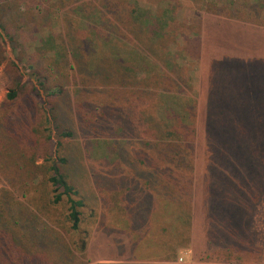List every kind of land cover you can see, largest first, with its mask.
<instances>
[{"label": "trees", "instance_id": "trees-1", "mask_svg": "<svg viewBox=\"0 0 264 264\" xmlns=\"http://www.w3.org/2000/svg\"><path fill=\"white\" fill-rule=\"evenodd\" d=\"M193 1L201 2L205 12L264 28V0ZM36 2L0 0V67L4 66L9 83L0 107V264H87L82 258L93 233L84 225L97 214L94 209L89 215L84 212L88 204L67 169V144L75 138L76 126L83 140L88 129L94 137H102L106 109L92 100L93 92L102 90L109 99H117V109L132 121L131 125L129 120L117 123V130L127 128L143 141L135 154L136 170L132 166L133 175H125L130 181L127 191L140 192L135 210L141 223L152 222L155 213L164 219L163 227L158 223L157 229L170 241L153 251L163 254L160 264H171L180 248L178 229L191 215L198 121L188 71L177 64L170 49L177 44L182 25L176 26L171 7L152 13L130 0ZM16 20L22 23V31L31 25L35 31L40 24L50 33L58 28L60 50L49 51L54 55L47 66L30 63L37 85L24 82L18 64L27 58L21 56L24 33H14ZM8 42L17 61L7 56ZM59 56L65 58L70 74L58 67L55 57ZM238 77L234 85L239 92L242 83L264 80L249 78L244 70ZM68 88H76L74 95ZM258 90L257 85L253 87L255 96ZM245 97L239 93L235 101L218 102L225 112L214 120L211 151V167L215 161L223 163L226 173L232 168L240 192L243 161L264 154V117L258 116V104L248 106ZM65 103L70 116L64 111ZM91 106L101 117H85ZM231 112L236 116H229ZM229 160L234 161L233 167H227ZM225 181L226 177L223 195ZM117 196L121 197L118 192ZM183 211L184 219H180ZM224 216L221 212L220 217ZM148 228L139 233V239L146 238Z\"/></svg>", "mask_w": 264, "mask_h": 264}, {"label": "rangeland", "instance_id": "rangeland-1", "mask_svg": "<svg viewBox=\"0 0 264 264\" xmlns=\"http://www.w3.org/2000/svg\"><path fill=\"white\" fill-rule=\"evenodd\" d=\"M43 1L37 0L36 5ZM130 1L135 6L137 5L152 13L159 9L163 10L169 7L174 11L173 16L175 23H177L176 26L178 24L182 26L180 28L181 34L177 38V44L171 46L170 49L171 53L175 54L177 58V64L188 71V79L193 90V93L191 92L190 94L196 100L195 90L197 91V87L195 85L199 73L200 76L203 74V71L201 72L200 69L206 65L205 61L202 60V53L204 51H212L214 54L218 50H236L242 53L244 49H250L256 57L255 61L258 63L264 62V28L205 12L201 10L202 3H197L193 0ZM14 24L17 26V28L13 26V29H17V32L14 33H18L20 36H23L24 33V36L20 38L23 45L21 56L27 59L23 62L18 61L24 74V82L37 85L35 78L32 76L33 68L30 65L41 63L42 66H47L48 59H51L54 55V53H49V51L53 50L54 47L60 50L58 44V28L55 27L51 31L52 33H50L48 32V28L43 27L44 24H40V27L37 26L35 28L37 29L35 30L36 32L32 30L34 25L24 27L22 31V23L16 20ZM216 30L225 31L227 34L226 38H218L221 34L216 32ZM165 31H169L168 27ZM220 32L222 33V31ZM230 34L231 36L238 34L240 39L237 44L239 46H232L233 48L229 46ZM45 36L49 37L47 42L44 40ZM37 42L46 45L43 46L44 44H41L42 46H40ZM215 43H217V46L214 45ZM5 49L8 58L17 61V54L13 52L9 42L6 44ZM88 50H93V48L89 47ZM224 56L230 58V53L224 54ZM55 58L58 61V67L62 68L64 72L69 74L72 72L66 64V61H64L65 58L62 59L61 56ZM207 61L208 65H212V60ZM228 69H231L229 64L222 65L221 63L215 66L214 72L222 74L227 72ZM8 87L9 83L4 66H1L0 107L8 92ZM75 89L68 88L71 94H73ZM41 95L44 106L46 107L45 95H43L42 91ZM74 97H70L72 102ZM92 100L98 102L100 105L102 104L101 106H104L106 109L104 117L106 128L103 129L102 137H94L89 132L90 129H88L85 134L86 139L83 140L76 126V128L73 127L76 133L75 138L67 144L70 160V168L67 166V169L70 171L73 184L85 197L88 204L84 212L89 215L90 211L94 209L97 214L92 221L90 220L87 223L88 225H84L85 227L92 228L93 234L89 250L86 256L82 258V261L87 264H137L133 261L141 257H146L147 253L153 252L152 249L154 247L152 249L147 248L145 245V235L141 238V241L139 240V233L147 229V224L141 223L138 220L135 210L138 206V195L140 192L135 190L127 191V183L130 181L127 180L125 175L126 172L130 176L133 175L130 172L132 166L136 170L137 156L135 154L139 147L143 145L140 144L143 141L136 138L134 133L127 128L117 130V123L123 125L129 120L121 109H117V99H109L102 90L93 92ZM66 104L63 106L64 111L67 112V116H70ZM90 115L101 117L94 110L93 106L86 108L85 117L88 118ZM131 118H133V115H131ZM131 123L132 121L129 120L130 125ZM55 135L56 132L53 131L54 141H56ZM145 157L144 153L140 154L141 161H144ZM119 170H121L120 173ZM118 173L120 174L119 176H117ZM142 178H144V175H142ZM117 192L121 197L125 194H128L129 197L122 199L117 196ZM140 207L144 206L141 204ZM124 210H129L127 219L124 218ZM184 256L185 254L183 258ZM117 258L119 259L118 263ZM187 259H184L182 262L177 260V263L188 262L189 258Z\"/></svg>", "mask_w": 264, "mask_h": 264}, {"label": "crops", "instance_id": "crops-1", "mask_svg": "<svg viewBox=\"0 0 264 264\" xmlns=\"http://www.w3.org/2000/svg\"><path fill=\"white\" fill-rule=\"evenodd\" d=\"M216 32L221 34L218 38L227 36L223 30H216ZM239 39L238 34L235 36L230 34L229 46L238 45ZM228 53H230V58L224 56ZM217 57L223 59V64L238 63L242 67L238 69L231 66L227 72L217 74L214 72V68L222 62ZM202 58L206 65L200 69L203 74L200 76L199 73L195 85L197 87L195 93L198 102V121L192 209L191 215L186 216L185 222L178 229L180 248L176 259L171 264H178L177 260L184 261V259L188 260L187 258L189 261L181 264H264V154L260 159L243 161L244 173L242 172L241 192L235 184L237 183L236 176L232 168L229 169L230 173H226L221 168L223 163L215 161L211 167L214 120L225 112L220 108L218 102L229 103V101H235L239 93L245 94L244 102L247 100L250 107L258 104V116L259 118L264 117V80L258 83L251 80L242 83L243 85L240 84V87L242 85L243 88L241 92L237 91L236 85H234L238 83L236 80L239 78L241 70H244L249 78L264 77V62L255 61L256 57L250 49H244L242 53L236 50H218L214 54L212 51H204ZM207 60H212V65H208ZM233 85V90H226L227 87L231 88ZM256 85L259 90L255 96L253 87ZM246 88L248 89L247 93L245 92ZM252 113L256 114V110ZM234 114L231 112L229 116H236ZM233 144L236 143L233 142ZM261 149L264 150V142ZM234 164V161L229 160L227 167H233ZM224 177H226V195L221 192L224 187L222 186ZM221 212L226 213L224 218L220 217ZM123 213L124 218L127 219L129 212L124 210ZM155 214V217L154 214L152 215L154 223L149 219L146 221L150 222L146 223L150 233L145 238V245L148 249L154 247L152 251L155 250V247L164 246L167 244L166 242L170 241L168 236L157 229L158 223L160 229L163 227L161 222L164 219H159V214ZM184 214L185 211L180 213V219H184V217L182 218ZM139 240L141 241V239ZM183 253L185 254L184 258ZM162 255L153 251L147 253L146 257H141L133 262L160 264L162 262L159 260ZM118 261L117 258V263Z\"/></svg>", "mask_w": 264, "mask_h": 264}, {"label": "built area", "instance_id": "built-area-1", "mask_svg": "<svg viewBox=\"0 0 264 264\" xmlns=\"http://www.w3.org/2000/svg\"><path fill=\"white\" fill-rule=\"evenodd\" d=\"M180 262H182V260H180Z\"/></svg>", "mask_w": 264, "mask_h": 264}]
</instances>
